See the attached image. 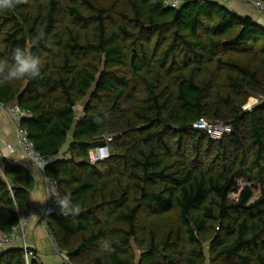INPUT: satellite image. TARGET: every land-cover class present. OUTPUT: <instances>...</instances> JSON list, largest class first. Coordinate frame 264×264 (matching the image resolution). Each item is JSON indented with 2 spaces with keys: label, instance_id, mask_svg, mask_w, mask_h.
Listing matches in <instances>:
<instances>
[{
  "label": "trees",
  "instance_id": "trees-1",
  "mask_svg": "<svg viewBox=\"0 0 264 264\" xmlns=\"http://www.w3.org/2000/svg\"><path fill=\"white\" fill-rule=\"evenodd\" d=\"M163 1L0 12V59L23 47L42 61L37 78L0 84V102L29 112L45 176L79 208L48 229L72 264H264V25L216 0ZM200 117L232 132L213 140ZM103 144L110 157L92 163ZM35 186L24 163L0 160V234ZM23 251H0V264H25Z\"/></svg>",
  "mask_w": 264,
  "mask_h": 264
},
{
  "label": "built area",
  "instance_id": "built-area-1",
  "mask_svg": "<svg viewBox=\"0 0 264 264\" xmlns=\"http://www.w3.org/2000/svg\"><path fill=\"white\" fill-rule=\"evenodd\" d=\"M190 0H164V6L170 8H179ZM216 1H240L246 6H253L264 13V1L263 0H216ZM0 108L8 110L14 122V132L16 137L17 147L9 146V154H18L19 159L17 162L34 164L43 172L48 164V161L36 150L33 141L28 136V131L23 127L22 118L29 115L28 111L20 109L16 105L7 106L0 102ZM194 128L198 130H204L208 133L211 139L219 140L225 134L232 132V127L228 123L223 121H210L205 117H200L195 123ZM113 137H108V140H112ZM111 155L109 144L99 145L89 150V160L92 163H97L109 158ZM45 174V173H44ZM45 190H46V203L38 205L35 208L30 206L19 210V222L8 233L0 234V251L10 247L20 246L23 248V254L25 264H38L37 247L31 243L28 239V226L30 222L35 218H40L41 225L50 234L48 225L50 218L53 215H60V208L55 202L54 198H49V192L55 191L57 197L60 196L59 184L55 180L49 179L45 176ZM51 235V234H50ZM54 248L60 254L62 258V264H72L69 256L66 252L61 251L57 242L51 236Z\"/></svg>",
  "mask_w": 264,
  "mask_h": 264
},
{
  "label": "crops",
  "instance_id": "crops-1",
  "mask_svg": "<svg viewBox=\"0 0 264 264\" xmlns=\"http://www.w3.org/2000/svg\"><path fill=\"white\" fill-rule=\"evenodd\" d=\"M230 9L241 14L250 15L256 21L264 25V13L254 8L246 6L240 1H222ZM78 114L82 111V104L77 107ZM9 146L17 147L14 132V122L8 110L0 108V160L8 158L17 161L18 154H9ZM25 165L36 179V186L31 194L29 206L35 208L46 203L45 174L34 164ZM28 239L37 247L38 264H62V258L56 251L51 239V235L40 223V218L35 217L28 226Z\"/></svg>",
  "mask_w": 264,
  "mask_h": 264
},
{
  "label": "clouds",
  "instance_id": "clouds-1",
  "mask_svg": "<svg viewBox=\"0 0 264 264\" xmlns=\"http://www.w3.org/2000/svg\"><path fill=\"white\" fill-rule=\"evenodd\" d=\"M26 0H0V12L14 10L20 3ZM44 37L41 36V39ZM42 61L39 56L34 55L29 49L14 47L9 58L0 59V84L9 83L20 79H35L41 73ZM49 198H54L63 214H78L79 208L73 203L71 193H64L57 197L55 191L49 192ZM104 251H110L112 242L104 240L100 245Z\"/></svg>",
  "mask_w": 264,
  "mask_h": 264
},
{
  "label": "rangeland",
  "instance_id": "rangeland-1",
  "mask_svg": "<svg viewBox=\"0 0 264 264\" xmlns=\"http://www.w3.org/2000/svg\"><path fill=\"white\" fill-rule=\"evenodd\" d=\"M259 102L258 97H250L247 103L244 105V108L251 109L253 106H255ZM238 185L236 188H234L231 193H230V198L231 199H236L238 198L242 188L248 184V178L245 176L238 177L237 179Z\"/></svg>",
  "mask_w": 264,
  "mask_h": 264
}]
</instances>
